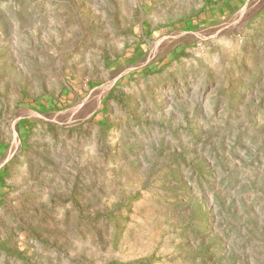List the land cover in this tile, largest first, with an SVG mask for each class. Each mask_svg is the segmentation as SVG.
I'll return each instance as SVG.
<instances>
[{
    "label": "rangeland",
    "instance_id": "rangeland-1",
    "mask_svg": "<svg viewBox=\"0 0 264 264\" xmlns=\"http://www.w3.org/2000/svg\"><path fill=\"white\" fill-rule=\"evenodd\" d=\"M0 264H264V0H0Z\"/></svg>",
    "mask_w": 264,
    "mask_h": 264
}]
</instances>
